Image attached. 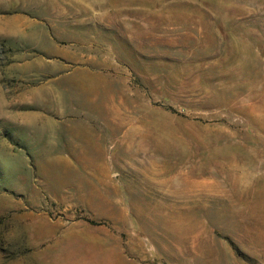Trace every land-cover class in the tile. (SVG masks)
I'll return each instance as SVG.
<instances>
[{
    "label": "rangeland",
    "instance_id": "obj_1",
    "mask_svg": "<svg viewBox=\"0 0 264 264\" xmlns=\"http://www.w3.org/2000/svg\"><path fill=\"white\" fill-rule=\"evenodd\" d=\"M0 264H264V0H0Z\"/></svg>",
    "mask_w": 264,
    "mask_h": 264
}]
</instances>
